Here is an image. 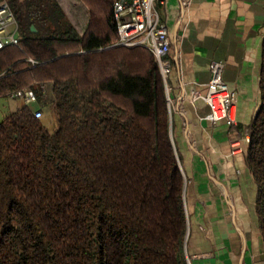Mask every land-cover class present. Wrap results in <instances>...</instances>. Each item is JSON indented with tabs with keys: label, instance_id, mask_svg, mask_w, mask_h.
<instances>
[{
	"label": "trees",
	"instance_id": "1",
	"mask_svg": "<svg viewBox=\"0 0 264 264\" xmlns=\"http://www.w3.org/2000/svg\"><path fill=\"white\" fill-rule=\"evenodd\" d=\"M114 1L9 0L22 40L0 49V95L32 86L46 104V86L57 125L29 106L0 121V264H188L166 85L150 50L109 47ZM261 92L248 164L264 236V41Z\"/></svg>",
	"mask_w": 264,
	"mask_h": 264
},
{
	"label": "crops",
	"instance_id": "2",
	"mask_svg": "<svg viewBox=\"0 0 264 264\" xmlns=\"http://www.w3.org/2000/svg\"><path fill=\"white\" fill-rule=\"evenodd\" d=\"M75 1L88 8L87 0ZM113 1L98 0V8L111 12ZM158 9L172 43L167 96L186 180L187 255L192 264H264L259 185L248 164V127L262 106L264 0H191L188 9L181 0H165ZM81 19L84 33L88 14ZM212 60L224 62V78L236 95L232 126L206 119L209 106L194 96L206 92ZM45 93L46 104L40 100L30 107L41 109L42 121L53 130V97L49 89ZM8 96L13 101L5 103L0 121L25 107L22 99Z\"/></svg>",
	"mask_w": 264,
	"mask_h": 264
},
{
	"label": "built area",
	"instance_id": "3",
	"mask_svg": "<svg viewBox=\"0 0 264 264\" xmlns=\"http://www.w3.org/2000/svg\"><path fill=\"white\" fill-rule=\"evenodd\" d=\"M181 1L185 9L190 7L191 0ZM164 3L165 0H115L112 16L117 40L109 47L150 50L156 58L168 90L167 81L171 72L169 55L172 43L168 26L162 20L158 9ZM21 40L19 23L9 1L0 0V49L9 45L19 46ZM29 61L33 66L38 65L33 58H29ZM209 69L210 79L207 90L205 93L196 92L195 99H202L209 106L210 112L206 119L214 123L225 121L232 126L237 121L236 95L224 78L225 64L220 60H212ZM46 91V86H42V92ZM11 95L22 99L25 106L29 107L40 101L38 93L32 86L17 89ZM33 112L37 118L44 116L41 109H35ZM187 259L188 264H192L190 256L187 255Z\"/></svg>",
	"mask_w": 264,
	"mask_h": 264
},
{
	"label": "rangeland",
	"instance_id": "4",
	"mask_svg": "<svg viewBox=\"0 0 264 264\" xmlns=\"http://www.w3.org/2000/svg\"><path fill=\"white\" fill-rule=\"evenodd\" d=\"M108 48V47H107ZM46 94V93H44ZM13 100L8 95H5L3 97H0V116L5 112V103H10Z\"/></svg>",
	"mask_w": 264,
	"mask_h": 264
},
{
	"label": "water",
	"instance_id": "5",
	"mask_svg": "<svg viewBox=\"0 0 264 264\" xmlns=\"http://www.w3.org/2000/svg\"><path fill=\"white\" fill-rule=\"evenodd\" d=\"M32 29H33V30H36L35 26H32Z\"/></svg>",
	"mask_w": 264,
	"mask_h": 264
}]
</instances>
